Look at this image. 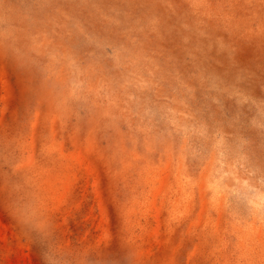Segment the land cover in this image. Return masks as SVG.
I'll use <instances>...</instances> for the list:
<instances>
[{
    "label": "rangeland",
    "instance_id": "rangeland-1",
    "mask_svg": "<svg viewBox=\"0 0 264 264\" xmlns=\"http://www.w3.org/2000/svg\"><path fill=\"white\" fill-rule=\"evenodd\" d=\"M0 264H264V0H0Z\"/></svg>",
    "mask_w": 264,
    "mask_h": 264
},
{
    "label": "bare ground",
    "instance_id": "bare-ground-1",
    "mask_svg": "<svg viewBox=\"0 0 264 264\" xmlns=\"http://www.w3.org/2000/svg\"><path fill=\"white\" fill-rule=\"evenodd\" d=\"M238 176V175H237ZM243 180V179H242Z\"/></svg>",
    "mask_w": 264,
    "mask_h": 264
}]
</instances>
